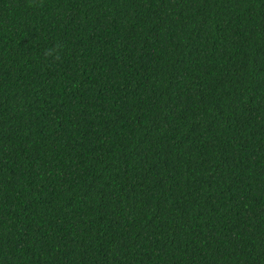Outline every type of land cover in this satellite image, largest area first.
Segmentation results:
<instances>
[{"label": "trees", "instance_id": "obj_1", "mask_svg": "<svg viewBox=\"0 0 264 264\" xmlns=\"http://www.w3.org/2000/svg\"><path fill=\"white\" fill-rule=\"evenodd\" d=\"M0 264H264V0H0Z\"/></svg>", "mask_w": 264, "mask_h": 264}]
</instances>
